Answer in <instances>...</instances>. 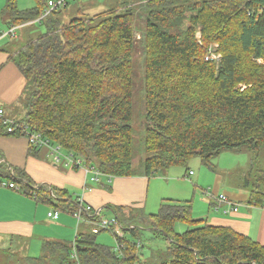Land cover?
<instances>
[{
  "label": "trees",
  "instance_id": "16d2710c",
  "mask_svg": "<svg viewBox=\"0 0 264 264\" xmlns=\"http://www.w3.org/2000/svg\"><path fill=\"white\" fill-rule=\"evenodd\" d=\"M49 1L34 0L33 8L20 11L14 0H7L2 10L5 24L19 26L37 19ZM141 1L138 10L146 21L144 176L157 177L171 167L186 169L192 158L211 168V159L226 151L246 150L252 166L260 162L264 0ZM57 10L43 20L45 33L10 57L24 81L21 106L26 113L15 123L94 166L102 176L131 177L133 23L139 12L120 0L84 18L77 10L66 21ZM5 129L0 120V135ZM0 175L15 180L2 166ZM247 186V204L264 208V170H257L255 181ZM52 190V197L45 187L35 190L36 201L73 212L68 192ZM116 209L121 236L111 235L117 247L97 243L99 233L93 234L90 224L72 244L44 241L38 257L18 258L14 264H137L140 227L166 240L160 264H264V246L229 228L193 219L191 201L164 200L156 214L128 225L120 222L122 207ZM89 220L98 222L99 217ZM177 222L187 230L177 234Z\"/></svg>",
  "mask_w": 264,
  "mask_h": 264
},
{
  "label": "crops",
  "instance_id": "0c3cea01",
  "mask_svg": "<svg viewBox=\"0 0 264 264\" xmlns=\"http://www.w3.org/2000/svg\"><path fill=\"white\" fill-rule=\"evenodd\" d=\"M56 9H52L50 14ZM43 20L40 23L30 24L29 22L17 26L13 36L0 40V109L3 110L4 119L14 123L21 122L26 112L20 104H17L21 94L22 76L10 59L24 45L16 48L13 42L19 38V33L22 31L27 34L28 41L44 34L45 32L41 33L40 29L34 34L26 32V29L33 27L45 29L41 25ZM8 27L9 25H6V30ZM10 45L13 48H10ZM31 148L32 146L24 136L6 132L0 135V166L10 176L15 174L14 181L7 180L6 177L0 175V182H5V178L7 183H14L19 189L16 191L6 186L0 187V253L3 257L0 264H9L15 258L38 257L44 241L72 244L80 231L78 229L83 226L81 229L83 232L84 228L92 224L89 218L94 210L100 212L99 219H102L101 214L103 212L110 213L112 218L108 221H111L115 219L114 211L118 207H122L119 211H122L127 219L133 210L138 208L139 213L136 218L141 219L153 215H146L149 204L154 206L157 202L159 204L156 205L155 208H157L164 200L187 201L191 198L189 196H192L191 214L193 217L194 190L190 188L191 183L187 184L181 180L188 178L191 171L187 170L188 172L186 171L184 174L182 172L178 174L169 168L163 172V175L153 178H147L144 175L143 177L131 176L127 178L102 176L98 183H93L90 181V175L85 173L82 168L65 167L63 164L55 166L54 154L49 148L33 147L35 149L33 152L30 151ZM219 184L220 181L217 180L214 186L215 192L218 190ZM26 186L30 188H26ZM182 186L184 188L180 190L179 188ZM42 187L49 190V197L54 196L52 189L65 190L69 195V190H74V197L76 196V198L70 196L72 207L76 208L71 213L54 210L59 213L56 220L47 217V213L53 209L44 202L38 203L34 197L35 190ZM184 190H186L185 194ZM208 192L212 191L208 190ZM240 192L238 190L237 195L228 192H219L218 194L229 197L236 205V211H230L226 205L218 203L217 194L212 192L215 199L211 197V201L205 200L208 209L203 211L199 209L196 213L199 217L196 220H205V223L210 226L229 228L264 246V208L247 204L248 196L246 194L241 195ZM79 201L82 202L83 207L88 206L92 210L87 213L83 211V208L78 205ZM200 202L205 205L204 202ZM79 210H82L85 219L81 222H77L73 217V213ZM210 212L212 215L209 214ZM127 219L120 220V222L123 225L134 222ZM176 224L180 225L178 222ZM177 230H180V226ZM176 233L181 234L183 231ZM15 238L23 239L24 243L17 250L12 251Z\"/></svg>",
  "mask_w": 264,
  "mask_h": 264
},
{
  "label": "rangeland",
  "instance_id": "374dc122",
  "mask_svg": "<svg viewBox=\"0 0 264 264\" xmlns=\"http://www.w3.org/2000/svg\"><path fill=\"white\" fill-rule=\"evenodd\" d=\"M15 5L18 10H27L31 9L35 6L34 0H14ZM54 1V0H53ZM7 0H0V32H4L6 30V25L4 24V17L2 15V10L6 5ZM118 0H79V1H69L67 10L64 11L62 6L55 7L54 9H58L56 15L60 16L61 21H66L70 15V19L74 18L78 13L77 10L81 11L83 15H96L98 13L104 12L107 9H111L116 6ZM121 3L129 2L133 5L135 12H139V6L142 7L143 2L141 0H120ZM60 9V10H59ZM70 14V15H69ZM142 12L138 13V16H134V23H133V39L135 43L134 47V54L132 57V119H131V128H132V175L143 177L144 175V151H143V138H144V124H145V103H144V74L143 71V64L142 60L144 57V41H143V34L145 32L146 21L142 19ZM3 16V17H2ZM91 19V18H90ZM40 29L41 33L45 32L43 27H33L26 29L28 34L37 33ZM28 41L27 34L22 31L19 33V38L15 39L13 44L15 47H22L24 43ZM1 43V42H0ZM10 48L11 47L10 45ZM214 60L217 61V57L214 54H210ZM143 77V78H142ZM24 86V81L22 79L21 82V94ZM21 94L17 100V104L21 103ZM64 153V152H62ZM251 153L249 151L243 150L239 153L233 152H224L218 154L216 157L212 158L211 168H208L204 165L203 161L199 158H192L186 166L188 171H191L192 174L188 176V178H182L183 182L190 184L191 190H194V203H193V218L196 220L199 215V209L203 211L204 209H208L207 202L205 200L211 201V197L207 195L205 192L211 190L213 193L217 195L219 192H228V193H235L237 195V191L240 190V194L249 195V191L251 186H247V184H251L255 181V175L257 170H264V153L261 155V161L255 163L253 166L250 163ZM58 166V165H55ZM62 167V166H61ZM64 168V167H62ZM181 167H172L170 170L174 173L184 174L187 170ZM168 170V169H167ZM162 171L159 175H163ZM187 171V172H188ZM162 177V176H160ZM5 182L7 180L4 178ZM199 180V182H197ZM220 181L218 186V190L214 191V186L216 181ZM184 187H180L179 189L182 190ZM208 189V190H207ZM186 190H189L186 188ZM184 190V194L186 193ZM74 190H69V193L72 197H74ZM209 192V193H212ZM224 195V194H223ZM189 196V195H188ZM225 196V195H224ZM167 197V196H166ZM189 200L191 201L192 196H189ZM226 199H230L229 197L225 196ZM76 198V196L74 197ZM231 200V199H230ZM200 201L204 202L203 205ZM244 201V200H243ZM157 204L148 205L147 212L148 214H155L158 211L159 206L156 207ZM152 207V208H151ZM139 213V209L136 208L133 210L131 216L136 218L137 214ZM210 212L209 214H211ZM121 220H126L127 218L122 214V211L118 212ZM102 218L110 220L112 216L110 213L103 212ZM133 218V219H134ZM128 220V219H127ZM133 221H138V218ZM174 231L175 232H185L188 226L184 223L174 224ZM180 226V230L178 229ZM83 226H81L79 230H81ZM141 228V232L139 233V241L141 242V249H140V258L137 264H160L162 260H164V256L167 249V242L166 240L159 236L158 234H153L150 230L146 228ZM120 235V234H118ZM128 236V235H126ZM96 242L105 245L107 247H116V243L114 238L109 232H101L96 236ZM24 243L23 239L15 238L12 244V251H15L19 248V246ZM19 244V245H18ZM18 259L15 258L9 262V264H14ZM3 261L2 254L0 253V263Z\"/></svg>",
  "mask_w": 264,
  "mask_h": 264
},
{
  "label": "built area",
  "instance_id": "2783aa9c",
  "mask_svg": "<svg viewBox=\"0 0 264 264\" xmlns=\"http://www.w3.org/2000/svg\"><path fill=\"white\" fill-rule=\"evenodd\" d=\"M67 1H69V0H54V1L51 0V1H49L48 5H47V9L37 19L31 21L30 24L40 23L43 19H45L50 14L52 9H54L55 7L64 6ZM16 29H17V27H10L9 29H7L4 32H0V40L7 38L9 36H13ZM0 120L3 121V124L6 127V129H5L6 133L26 137L29 144L32 147H47V148H49L52 151V153L54 154L53 162L55 165L63 164L65 167L82 168L85 171V173L90 175V181H92L93 183H98L99 178L102 176V174L99 173V171L94 166H87V165L83 164V162L80 159L73 157L71 154L62 153L61 149L58 146H51V144L47 140L43 139L39 134L34 133V132L29 134L25 127L18 126V125H16V123L11 122L7 119H4L3 110H1V109H0ZM189 174H192V172H190ZM4 186H6L9 189L16 190V191L19 190L14 183H7V182L1 181L0 187H4ZM84 189L88 190L86 188H84ZM207 194L210 197L214 198L212 193L207 192ZM216 200L218 203L226 205L230 211H236L237 210L236 205L230 199H228V198L226 199V197L223 194L217 195ZM78 205L80 207H82L83 208L82 210L85 211L86 213L90 212L92 210V208H90L88 206L83 207L81 201H79ZM82 210H79V211H76L73 213V217L77 220V222H81V221L85 220L83 217V214H82ZM99 213L100 212H98L97 210H94L92 212V215H90V217H92V216L99 217ZM58 216H59V213L57 211H54V210L47 213V217L52 218L54 220H56L58 218ZM92 224H93V229H92L93 234L99 233L100 230L107 231L110 234H112V233L120 234L119 233L120 225L118 224L117 220H115V219H113L111 221L99 219L98 222H94ZM119 236H121V234ZM116 247H117V245H116Z\"/></svg>",
  "mask_w": 264,
  "mask_h": 264
},
{
  "label": "clouds",
  "instance_id": "9594fccd",
  "mask_svg": "<svg viewBox=\"0 0 264 264\" xmlns=\"http://www.w3.org/2000/svg\"><path fill=\"white\" fill-rule=\"evenodd\" d=\"M23 25H24V24H23ZM19 26H21V25H19ZM10 27H17V26H9L8 29H9Z\"/></svg>",
  "mask_w": 264,
  "mask_h": 264
},
{
  "label": "bare ground",
  "instance_id": "6f19581e",
  "mask_svg": "<svg viewBox=\"0 0 264 264\" xmlns=\"http://www.w3.org/2000/svg\"><path fill=\"white\" fill-rule=\"evenodd\" d=\"M103 219V218H102ZM95 220H98V219H95Z\"/></svg>",
  "mask_w": 264,
  "mask_h": 264
}]
</instances>
